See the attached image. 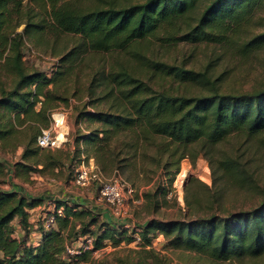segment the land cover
I'll return each instance as SVG.
<instances>
[{"label": "trees", "instance_id": "trees-1", "mask_svg": "<svg viewBox=\"0 0 264 264\" xmlns=\"http://www.w3.org/2000/svg\"><path fill=\"white\" fill-rule=\"evenodd\" d=\"M263 7L264 0H0V57L7 51L3 68L16 76L12 88L0 86L1 151L5 152V142L19 133L18 126L37 124L24 142H16L9 149L20 152L10 173L0 159V264H69L64 259L66 245L91 238L90 249L76 260L87 262L93 251L109 243L118 245L130 230L134 237H128V242L138 237L140 245L152 247L153 238L162 235L167 248L215 261L264 256V198L254 207L233 209L235 206L218 201V194L217 203L203 202L187 189L185 217L149 219L130 229L104 219L91 207L64 199L51 200L53 208L46 205L31 220V208L40 205L42 199L2 188L8 175L30 184L33 175L56 179V173L65 168L59 149L51 151V147L36 142L41 128L49 127L45 103L49 90L44 87L65 84L86 53L119 52L132 60H117L105 69H96L89 92L92 95L100 88L92 100L105 107L76 115L77 123L85 120L89 126L96 124L76 136L77 150L83 145L87 161L91 159L105 175L142 166L148 160L157 169L173 170L172 183L180 161L193 144L200 142L210 150L238 133L260 137L264 142V85L250 91H221L219 78H212L207 69L149 60L133 48L147 39L166 44H220ZM21 24L24 28L18 31ZM45 33L56 38L68 34L78 40L58 57L50 73L28 70L23 65L26 40L36 43ZM263 44L264 31L243 42L241 50ZM191 88L196 91L191 92ZM48 167L49 174H43ZM217 170L223 185L251 191L256 186L252 174L233 157L218 159ZM58 208L61 214L55 211ZM44 211L54 214L49 227L42 225ZM15 225L22 230L20 236ZM36 230L39 236L32 242Z\"/></svg>", "mask_w": 264, "mask_h": 264}, {"label": "rangeland", "instance_id": "rangeland-1", "mask_svg": "<svg viewBox=\"0 0 264 264\" xmlns=\"http://www.w3.org/2000/svg\"><path fill=\"white\" fill-rule=\"evenodd\" d=\"M23 28L24 25L21 24L17 30L22 31ZM233 30L234 32L226 38V41L220 44L187 41L166 44L160 40L147 39L135 43L133 48L149 60L163 61L194 70L207 69L212 78H219L218 84L221 91H250L263 86L264 44L253 46V50L246 52L242 51L241 47L243 42L264 31V7L245 24ZM24 37L27 38L26 35ZM77 40V37L68 34H60L56 38L47 33L43 34L36 43L28 39L24 48L23 65L28 70L34 68L50 73L58 57H62L70 50ZM6 57L7 51L0 57V86L3 85L9 89L14 86L16 76L3 68ZM129 59H131L130 56L119 55V52L86 53L84 60L81 63L77 62L73 67L72 74L65 84L56 87L51 83L44 87L49 90L48 102L45 103L48 106L49 127L55 140L60 129V125L56 126V114L61 115V120L68 130L62 142L55 143V146L49 150L59 149L61 152L58 150V155L62 157L61 161L66 163V166L56 173V179L39 176V180L36 179L28 184V190L38 193L48 189L53 192L55 200L65 198L73 201L74 198L84 196L82 199L87 200L89 204L93 199H97V187L94 183L86 187H79L73 183L72 165L82 161L87 162L86 155L82 151L83 145L78 146L79 151L77 150L76 136L96 126V124L87 125L85 120L82 122L79 120L77 123L76 115L79 111L105 107L103 103L92 100L100 93V88H96L92 95L89 92L90 79L94 71L116 64L117 60L130 63L132 60L129 61ZM195 91L191 88V92ZM7 120L6 116L2 122L5 123ZM36 126L34 122H26L18 126L19 133L7 139L8 142L4 144L7 150L3 152L0 149V159L9 168V173L20 153L19 149L14 153H11L9 149L16 142H24L32 132L36 131L37 128L34 130ZM259 138L238 133L229 135L219 145L209 148L210 150L200 142L191 145L188 155L180 161L179 171L174 174L172 183L170 179L173 170L170 172V170L157 169L148 160H145L142 166L117 169L116 173L127 181L132 192L126 195L123 214L109 215V218L112 216V220L120 225L128 224L130 229L137 228L149 219L166 221L183 218L188 214L185 203L187 189L200 197L203 202L217 203L218 194V201L231 208L235 206L233 209H248L258 205L264 198V142ZM148 153H152V150ZM227 156L237 159L241 166L249 171L247 173L252 174L253 182L256 184L253 186V191L237 188L231 184H221L217 178V161ZM183 168L187 172L181 177ZM48 169L49 167L43 174H49ZM193 180L196 181L193 182ZM87 195H92V199H89ZM79 201L81 200L77 199L76 203ZM103 204L111 212L109 205L104 202ZM41 212L40 210L39 213ZM132 231H128V236L118 245L109 243L88 256L87 262L75 261L74 264H99V262L104 264H264V256L254 260L221 262L189 251L174 250L165 247L166 240L162 235L153 238L152 247H143L137 239L127 241L128 237H134L131 234ZM15 233L18 236L22 234L18 225H15Z\"/></svg>", "mask_w": 264, "mask_h": 264}, {"label": "built area", "instance_id": "built-area-1", "mask_svg": "<svg viewBox=\"0 0 264 264\" xmlns=\"http://www.w3.org/2000/svg\"><path fill=\"white\" fill-rule=\"evenodd\" d=\"M37 145L41 147H54L55 136L51 127L41 128L40 133L36 138ZM73 183L79 187L90 186L94 183L97 187V200L101 203H106L111 209V215H122L124 212V205L126 202V195L132 192L127 181L119 174L113 173L110 176L105 175L94 162L89 159L87 162H80L76 164ZM50 210L53 208L51 201L47 204ZM58 214L62 213V209H55ZM43 227H49L54 222V214H42ZM139 240V238H136ZM91 238H85L69 243L65 247L64 259L69 264H74L77 256L82 252L90 249ZM94 252V251H93Z\"/></svg>", "mask_w": 264, "mask_h": 264}, {"label": "crops", "instance_id": "crops-1", "mask_svg": "<svg viewBox=\"0 0 264 264\" xmlns=\"http://www.w3.org/2000/svg\"><path fill=\"white\" fill-rule=\"evenodd\" d=\"M67 133H68V130H66L64 135H67ZM31 178L34 180H36V179L39 180L40 177L33 175ZM50 180H52V179H50ZM27 187H28L27 183L19 182L17 179L12 178L11 175H8L5 184L2 185L3 189H5V190H18L22 194H24L27 198L38 197V198L42 199L40 205L33 207L30 210L33 212L32 216H31V220H34L35 217L40 215V213H39L40 210L43 207H45L51 200H54V198H56V197H54L53 192L49 191L48 189H46L47 191L46 190L43 192L38 191V193H35L33 191L28 190ZM87 196L89 199H92V195H90V196L87 195ZM82 197H84V196H82ZM82 197L74 198L72 202H76V200L79 199V200H81V201H79V203H82V204H84L88 207H91V208L95 209L96 211L100 212L106 220L114 221V220H112V216L109 218V215H111V213L109 212V209L103 203L99 202L97 199H93L94 202L91 201V203L88 204L87 200L82 199ZM64 200H68V199L64 198ZM124 225L129 226L128 224H124ZM38 236H39V231L36 230L35 232L32 233L31 241L35 242V240L38 238Z\"/></svg>", "mask_w": 264, "mask_h": 264}, {"label": "bare ground", "instance_id": "bare-ground-1", "mask_svg": "<svg viewBox=\"0 0 264 264\" xmlns=\"http://www.w3.org/2000/svg\"><path fill=\"white\" fill-rule=\"evenodd\" d=\"M55 119H57L56 120V126L60 125V129H58V135L56 137L55 143H60L63 139L64 133H65L67 127L64 126L63 120H61L62 117L60 114H56ZM186 172H187L186 169L183 168L181 171V177H183L186 174Z\"/></svg>", "mask_w": 264, "mask_h": 264}]
</instances>
